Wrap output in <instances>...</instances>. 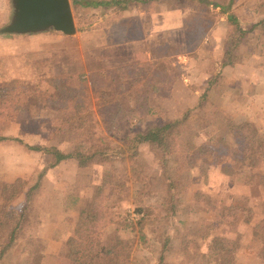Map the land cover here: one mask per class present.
Here are the masks:
<instances>
[{
    "label": "rangeland",
    "instance_id": "obj_1",
    "mask_svg": "<svg viewBox=\"0 0 264 264\" xmlns=\"http://www.w3.org/2000/svg\"><path fill=\"white\" fill-rule=\"evenodd\" d=\"M2 2L4 0H0V12ZM257 5L255 0H246L243 7H233V10L240 22L247 24L252 22L259 13H264V8L256 12ZM81 8L86 7L79 6L77 16L82 17L85 23L98 24L99 32L110 26H106V22L112 15L101 16V12L86 13L80 11ZM214 17H216L215 13L210 19L214 20ZM74 20L76 24V19ZM3 26L5 24L0 21V29ZM95 27L88 31L76 32L75 35L80 37L91 30L96 33ZM255 33L253 36L250 35L237 51L239 60H248L249 54L256 50L264 51V42L259 45L260 42L255 41L256 35L263 38L264 35ZM44 35L50 39L41 42L35 40L16 42L17 38H7L8 44L3 40L4 45L10 47L9 50L16 48L20 53L0 57V87L12 86L23 79L38 82L41 77L56 76L65 77L69 89L78 87V78L83 76L90 91L102 87L113 88L115 86V83L111 81L113 68L137 62L153 63L156 60H151L152 62L148 60L145 52L151 50L153 53L158 47L157 50L166 51L168 55L161 59L170 60L173 65L177 64L182 70L181 77L176 81L169 95L159 94L150 98L152 109L150 113L138 111L118 119L112 125L103 123L98 125L97 138L113 146L121 145L127 135L181 117L185 111L194 106L205 87V82H202L199 77V66L194 67L191 62L194 60L192 52L198 45L192 41L193 38L185 44L136 45L133 49L135 57L131 63L114 66L115 63L107 58L102 61L103 55L98 54L96 43L86 40L88 35H84L85 40L88 41L87 47L77 40L71 43L61 41L56 37L62 34L54 31H47ZM64 45H68V52L71 51L69 56L70 58L74 56V61L77 58L80 59V51L76 50L78 47H82L83 50L89 48L87 75L75 72L72 68L54 69L48 63V56L42 53L39 55L40 52L47 51L49 47L62 50ZM74 51H78V54H74ZM208 51L213 55L217 53L216 50L208 49L206 43L201 44L200 49L197 50L204 58L202 63L197 62V64L206 71L207 78L211 73L219 70L223 57V55L221 58L212 55L214 58L210 64ZM153 56L158 55L155 52ZM66 76L70 78L66 79ZM182 80L184 84H188L187 90L184 89ZM222 84L223 78L220 85ZM195 85L199 89L197 98L193 90ZM208 100L209 103L205 109L194 111L177 132V154L188 145H193L192 143L195 145L207 143L213 146V151L196 156L192 168L180 165L173 168L169 165V170L173 169V173L178 174L175 178L179 181L177 190L174 192L177 213L174 217L166 216L167 181L157 158L147 145L140 146L138 156L131 161L101 163L98 158H94L85 167H79L75 161L63 162L44 174L42 179L44 190L31 209L25 234L15 243L11 252L0 264H21L24 258L22 249L29 237L44 240L45 264H69L60 252V247L72 234L75 223L76 213L71 200L75 197L91 198L93 187L102 183L103 176L107 172L122 181L128 191L125 197L117 200L118 196L110 195L109 190H105L101 200L104 217L99 222L97 234L104 245H109L115 237L129 242L131 253L126 264H199L189 260L182 250L186 237V240L198 244L201 252H206L207 241H200L194 234L206 221L213 218L209 209L212 205L208 206L202 200L198 201L195 196L201 193L211 196L218 204L250 208L253 213L249 224L244 223V215L240 214L232 224L223 222L216 229V236L233 239L237 243L236 254L223 264H262L259 244L253 236V229L259 224L263 215L261 204H264V189L259 181L264 174V159H259L257 167L252 171L254 184L246 185L244 191L238 190L235 186L244 184L239 160L241 146L232 136L225 139V144L218 142L228 134L221 123L220 114L215 113V108L224 110L218 106L217 97L211 96ZM25 103L24 110L18 117L0 119V136L17 138L23 142L19 143L10 139L0 142V183L18 182L23 190L36 180L37 174L49 161L46 155L29 150L28 145L57 146L67 151L80 147L83 140L80 138L79 131L68 130L67 125L62 122L66 111L44 103L33 101ZM232 119L236 121L233 117ZM236 122L240 123V121ZM252 124L257 127L254 123ZM257 128L264 131L260 127ZM169 164L174 165V159H171ZM21 199L17 202L18 206L21 205ZM139 209H142L143 213L136 212ZM141 235H144V240L141 239ZM194 245L190 244L189 247L192 254ZM160 257L163 258L161 262Z\"/></svg>",
    "mask_w": 264,
    "mask_h": 264
},
{
    "label": "trees",
    "instance_id": "obj_2",
    "mask_svg": "<svg viewBox=\"0 0 264 264\" xmlns=\"http://www.w3.org/2000/svg\"><path fill=\"white\" fill-rule=\"evenodd\" d=\"M245 1L229 0L228 5L220 6L221 14L225 15L227 20L222 61L219 70L211 73L206 79L205 87L194 106L179 118L170 119L162 124L152 125L146 127L145 130L127 135L121 145L113 146L97 138L98 125L101 123L112 125L118 119L133 115L138 111L150 113L152 110L150 98L159 94L169 95L174 84L181 77L182 70L177 64L173 65L168 59H159L153 63L145 61L118 66L112 69L111 81L115 83V86L113 88L102 87L93 91L89 90L83 76L78 78V87L69 89L65 77L56 76L41 77L38 82L23 79L12 86L0 87V119L18 117L23 112L26 101L44 103L66 111L62 122L67 125L68 130L79 131L80 138L83 139L80 147L67 151L57 146L28 145L29 150L49 157L48 163L37 174L36 180L25 190L18 182L0 183V262L11 252L15 243L24 236L31 209L44 190L42 186L44 174L63 162L75 161L79 167H85L94 158H98L101 163L131 161L138 156L140 146L147 145L157 158L167 181L166 216L174 217L177 214L174 192L178 187L179 181L175 178L178 174H174L173 169L169 170V165L170 167L180 165L192 168L196 156L213 151V146L207 143L199 145L192 143L193 145H188L186 149H182L177 154V132L194 111L205 109L209 103V92L222 82V69L239 62L237 51L249 36L254 32L264 35L263 12L259 13L252 22L243 24L234 10H231L236 4H244ZM255 1L258 3L256 11L258 13V10L264 8V0ZM200 2L205 3L204 0ZM70 3L76 19L77 32H82L91 29L93 22L85 23L82 17L77 16L79 6L92 9L101 8V16L112 15L106 22V26H109L115 18L121 15L115 7L120 5L119 10H122L128 6L129 1L71 0ZM66 77V79L70 78V76ZM215 113L220 114L221 123L228 134L218 142L225 144V139L230 136L238 140L241 146L239 160L243 183L253 185L252 171L257 167L258 160L264 159V131L251 122L237 123L230 115L217 108H215ZM9 139L23 143L17 138L0 136V142ZM171 159H174V165L169 164ZM259 184L264 189V174L261 175ZM106 189L109 190L108 194L118 196L117 200L125 197L128 191L122 181L107 172L103 176L102 183L93 187L91 198L75 197L71 200L76 213L75 223L72 234L60 247V252L69 264H126L130 257L131 246L128 241L115 237L109 245H104L98 237L99 222L104 217L101 200ZM197 195L195 196L198 201L202 200L206 205H212L209 209L213 218L206 221L194 233L200 241H207V249L206 252H201L198 244L186 240L185 237L182 252L188 256L189 260L199 264L226 263L236 254L237 243L233 239L216 236L215 231L223 222L232 224L240 214L244 215V223L249 224L253 216L252 210L218 204L215 199L206 194ZM20 198H22L21 205L18 206L17 202ZM261 207L262 219L253 229V236L258 241L260 258L264 264V204H261ZM136 212L143 213V210L139 209ZM141 239H145L144 235H141ZM190 244H195L193 254L190 253ZM164 245L166 246V243ZM45 251L44 240L38 237L27 238L22 249L24 258L21 264H45ZM162 259L160 257L159 261L161 262Z\"/></svg>",
    "mask_w": 264,
    "mask_h": 264
},
{
    "label": "crops",
    "instance_id": "obj_3",
    "mask_svg": "<svg viewBox=\"0 0 264 264\" xmlns=\"http://www.w3.org/2000/svg\"><path fill=\"white\" fill-rule=\"evenodd\" d=\"M128 1V6L122 10H119L120 5L115 7L121 12V15L115 18L114 22L105 30H102V32L98 31V24H94L92 29L96 26V33L93 32L94 30H91L90 32H86V34L80 35V37H77L78 35L71 37L60 35L56 38L66 43H71L74 40L81 41L86 47L88 46V41L86 40H90L96 43L98 54L103 55L102 61L107 58L115 63L113 64L114 66L131 63L135 57L133 49L136 45L154 43L157 45L185 44L189 43V39L193 38L192 41L198 45L196 50L192 52L194 60H191V62L194 67L199 66V77L202 82H205L207 79L206 71L203 70L201 65L197 64V62L202 63L201 61L204 58L201 57V54L197 50L200 49L203 43H206L208 49L211 51L216 50V55L208 51L210 55L208 57L209 63L214 58L212 55L218 58L222 57L227 20L226 16L221 14L220 6L228 5L229 0L215 2L213 0H204V4L200 0ZM244 4L238 3L233 7L236 8L238 6V8H241ZM80 11L97 14L101 12V8H81ZM206 13L212 14V16ZM213 13L216 14L214 20L210 19L213 18ZM11 15V0H4L0 12L1 23L6 26L10 21ZM44 33L47 32L30 35L1 34L0 57L20 53L16 48L9 50L10 47L6 44L4 45L9 40L7 38H17L16 42H19V40L48 41L50 38L44 35ZM94 34L96 35L91 37ZM254 34L256 33H252L251 36ZM84 35H88L86 40ZM255 38V41L260 42L259 45L264 42L262 36L256 35ZM158 48H155L153 53L151 50L145 52L148 60L154 61L168 57L166 51L157 50ZM76 50L80 51V59L78 60L77 58L75 61L73 59L74 56L73 58L69 56V52L71 51L68 52V45H64L62 50L49 47L47 51L44 53L40 52L39 55L42 53L44 56H48V63L54 69L61 67L72 68L75 72L85 73L87 75L89 71V48L83 50L82 47H78ZM78 51H74L73 53L77 55ZM155 52L158 56H153ZM58 57L60 58L58 59ZM188 60L190 61V59ZM194 72L197 73V71ZM221 73L223 76V84L215 86L209 92V99L211 96L217 97L218 100L216 102L218 106L230 114L236 121H249L257 125V127L264 129V51L256 50L254 53L251 52L248 60L242 61L240 59L235 65L224 67ZM54 74H56V71H54ZM182 84L184 89L187 90L188 84H184V82ZM193 90L197 98L199 93L198 87H194ZM235 187L240 191L246 189L245 184H239Z\"/></svg>",
    "mask_w": 264,
    "mask_h": 264
},
{
    "label": "water",
    "instance_id": "obj_4",
    "mask_svg": "<svg viewBox=\"0 0 264 264\" xmlns=\"http://www.w3.org/2000/svg\"><path fill=\"white\" fill-rule=\"evenodd\" d=\"M12 15L0 34L27 35L53 30L65 36L77 32L70 0H11Z\"/></svg>",
    "mask_w": 264,
    "mask_h": 264
}]
</instances>
